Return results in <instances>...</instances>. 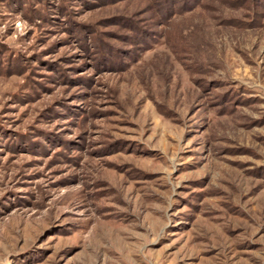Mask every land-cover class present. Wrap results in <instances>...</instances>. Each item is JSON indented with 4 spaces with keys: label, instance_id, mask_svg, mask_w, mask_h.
I'll return each mask as SVG.
<instances>
[{
    "label": "rangeland",
    "instance_id": "rangeland-1",
    "mask_svg": "<svg viewBox=\"0 0 264 264\" xmlns=\"http://www.w3.org/2000/svg\"><path fill=\"white\" fill-rule=\"evenodd\" d=\"M0 264H264V0H0Z\"/></svg>",
    "mask_w": 264,
    "mask_h": 264
}]
</instances>
